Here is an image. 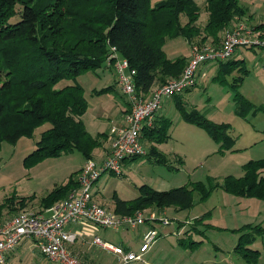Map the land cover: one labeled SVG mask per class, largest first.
Masks as SVG:
<instances>
[{
  "label": "trees",
  "instance_id": "1",
  "mask_svg": "<svg viewBox=\"0 0 264 264\" xmlns=\"http://www.w3.org/2000/svg\"><path fill=\"white\" fill-rule=\"evenodd\" d=\"M204 8L208 16L201 28L197 24L200 9L195 0H154L153 3L152 0H0V62L4 69V75L0 78V148L3 142L16 144L18 139L31 138L37 127L48 123L50 127L40 134L36 148L25 158L28 167L69 151L81 152L86 160L91 159L93 151L103 145L102 140L109 134L100 133L92 137L82 123L87 100L78 81L79 75L103 67L111 54L110 49L114 48L118 57L126 59L129 68L135 71L136 94L146 96L153 88L178 78L187 63L185 56H166L163 47L167 39L182 38L188 43L193 41V37L201 36L202 29L198 44L204 45L202 43L212 37L217 44L213 42L211 45L219 47L222 41L220 34L223 32L224 35L236 20L245 15L239 0H205ZM16 16L18 18L11 22ZM183 16L186 18L184 24L181 22ZM66 18H74L79 28H85L84 34H78L80 38L75 40L73 46L58 37ZM255 29L264 39V24L257 25ZM109 62L113 66L115 61L111 59ZM217 65L213 80L222 85H228L226 78L232 72L240 73L231 78V85L228 86L233 92L232 101L237 115L245 116L253 105L238 91L248 72L243 66L244 61L229 59ZM23 71L24 74L21 73ZM63 81L66 84H59ZM114 87L101 91L107 92ZM93 91L95 94L101 92ZM182 95L172 97L181 118L204 130L219 145L220 153L230 150L235 143L229 135L230 126L213 123L196 109H185ZM127 105L126 112L130 109L128 102ZM259 108L261 110L263 107ZM258 110L255 107L253 115ZM170 127V119L155 116L153 125L144 127L141 135L158 145L167 139ZM109 148H105L101 159ZM149 154L157 157L156 162L168 164L153 145ZM134 158L125 159L124 162ZM241 168L243 174L240 177L226 176L221 185L215 184L208 189L201 182L160 192L148 185H141L137 198L133 200L125 201L116 195L111 197V211L131 215L145 207L157 210L169 207L189 209L193 206V192L196 191L200 199L205 200L213 188L235 197L264 201V158L250 160ZM77 172L70 174L64 184L40 199L42 209L66 198L76 188ZM17 202L23 207L26 199ZM13 205H0V224L11 218L2 222L5 206L15 212ZM204 215L198 217L201 221L198 225L203 224ZM198 225L195 224L192 230L202 236L204 231L197 229ZM245 230L253 233H244ZM239 231L242 234L233 249L234 253L246 264H256L260 252L251 246L256 241L255 233L264 237V228L247 224ZM184 236L179 239L183 249L195 250L203 243Z\"/></svg>",
  "mask_w": 264,
  "mask_h": 264
},
{
  "label": "rangeland",
  "instance_id": "2",
  "mask_svg": "<svg viewBox=\"0 0 264 264\" xmlns=\"http://www.w3.org/2000/svg\"><path fill=\"white\" fill-rule=\"evenodd\" d=\"M153 2L154 0H152ZM195 2L200 9L197 24L202 28L206 22V16H208L204 8L205 0H195ZM239 5L245 9V15L240 20H236L235 25L238 23L248 24L257 32L255 29L257 25L264 24V0H239ZM17 18L18 16L14 17L11 22ZM73 19H65L58 36L71 46L74 45L76 39L82 36L81 34H84L85 29L79 28L78 23ZM185 19V17L181 19L183 24L186 22ZM231 28L233 27L230 26L229 29ZM200 33L201 36L193 37V41L188 42L189 45L182 38L167 39L163 47L166 56L169 58L187 57L186 54L190 53L191 46L199 45L202 29ZM213 42L216 40L210 37L202 43L204 45L199 46H211ZM230 59L243 60V66L248 70L238 88L243 97L253 105L245 116L237 115L235 104L232 101L233 92L228 86L231 85V78L239 76L240 73L232 72L231 76L226 78L228 85H222L213 80L217 71L215 65L217 62L213 60L207 61L204 65L205 68L199 71L196 85L190 91L183 93V103L185 109H196L213 123L228 124L230 126L229 135L235 140L233 147L220 153L219 145L204 130L181 118L179 111L174 107L175 102L168 97L162 101L159 114H157L158 117L162 116L171 121L167 139L157 145L150 143L141 135L140 143L145 149L146 155L136 157L124 164L121 171L122 176L106 172L94 183V186L98 185L99 191L95 200L102 201L105 209L113 208L111 197L114 195L125 201L137 198L138 187L141 185H148L159 192L188 186L195 182L203 183L207 189L215 184L221 185L226 176L240 177L243 174L241 166L248 161L264 158V49L260 46L238 47ZM105 62L103 67L88 70L78 77V81L83 87V95L87 100V109L82 116V123L92 137H97L100 133L107 134L108 125L118 124L123 119L122 108L127 107L124 95L116 84V73L111 62L108 59ZM3 71V65L0 62V78L4 75ZM59 84H66V81ZM110 86L115 87L107 92L101 91ZM93 90L102 93L95 94ZM259 106L263 108L260 110ZM255 107L259 110L253 115ZM49 127L50 125L45 123L33 131L31 138L18 139L16 144L7 142L1 144L0 205L14 203L15 210V212H11L10 208L6 209L7 204L1 218L2 222L19 213H37L41 209L40 199L64 184L70 174L77 172L86 160L81 152L69 151L59 157L48 158L37 165L28 167L25 158L36 148L35 144L40 139V134ZM102 143V146L109 147L110 137L104 138ZM152 145L168 164L163 165L156 162L157 157L149 154ZM101 147L95 149L91 157L99 164L102 163L100 158L103 155ZM23 198L26 199V203L21 207L17 201ZM145 208L137 210L145 216L150 215L152 211L160 217L163 213L161 209L157 210L158 208ZM166 209L167 212L164 215L172 220V225L168 226L172 232L174 225L179 221L189 220L191 223L188 225L193 227L201 222L197 217L207 213L202 222L207 223L208 227L205 229L206 226L202 225V229H204L202 237L193 230H189L184 236L193 241L199 239L204 242L190 256L193 250L183 249L179 245L177 237L169 236L171 240H167L168 245L175 246L174 251L172 252L169 247H166L165 255L163 250H158L154 255V261H150V264H246L233 251L242 234L239 230L247 224L260 225L264 228L263 200L235 197L222 192L219 188H213L205 200H201L196 191L193 192V206L189 209L180 210L172 207ZM43 216H48V214ZM156 227L158 231L159 227L166 226ZM98 231L100 233L97 236L101 239L104 240L103 233H107L112 241H117L118 233H115L114 230L107 229L105 231V229L98 228ZM243 232L253 233L251 230ZM164 236L162 235L159 239L161 243L165 242ZM254 236L256 241L251 248L260 252L256 264H264V237L256 233ZM139 244L137 241L131 242V247L137 251ZM73 254L76 256L75 253ZM36 257L31 262L29 259H23L17 264H54L40 253L36 254Z\"/></svg>",
  "mask_w": 264,
  "mask_h": 264
},
{
  "label": "built area",
  "instance_id": "3",
  "mask_svg": "<svg viewBox=\"0 0 264 264\" xmlns=\"http://www.w3.org/2000/svg\"><path fill=\"white\" fill-rule=\"evenodd\" d=\"M244 24L238 23L225 31L219 47L191 46L190 56L181 73L176 79L168 80L161 86L153 88L148 96H138L135 91V71L129 68L126 59L118 57L114 48L110 49L108 61L114 59L112 68L116 73V83L129 104L120 127L113 126L109 131L110 148L101 164L96 160H84L76 174V188L66 198L58 201L46 217L34 213H19L0 224V264L13 252L22 239L31 240L37 251L54 264H85L69 249L78 233L69 229L72 224L89 225L93 228H104L118 231L123 228L135 229L146 223L168 225L171 220L158 216L154 211L145 216L136 211L131 215H119L101 207L93 201L94 183L106 172L122 176L125 159H133L146 154L140 143L141 131L151 127L154 118L161 108L164 99L184 93L196 85V77L201 65L209 60L225 62L238 47L260 46L264 49V39ZM155 225V224H154ZM157 238L153 227L142 235L137 251L124 250L119 245L93 236L91 244L98 249L112 252L122 264L139 261L147 253Z\"/></svg>",
  "mask_w": 264,
  "mask_h": 264
},
{
  "label": "crops",
  "instance_id": "4",
  "mask_svg": "<svg viewBox=\"0 0 264 264\" xmlns=\"http://www.w3.org/2000/svg\"><path fill=\"white\" fill-rule=\"evenodd\" d=\"M220 37L222 39L223 32L220 34ZM186 55L188 57V56H190V53L188 52V54H186ZM230 58H228L227 60H229ZM211 64L214 65L215 63H211ZM217 64H218V62L215 64L216 67L218 66ZM204 65H205V63L203 65H201V68H200L199 71H201V70H203L205 68ZM190 90H188V91H190ZM188 91H185V92H188ZM181 94H183V93H181ZM148 95H149V93L146 96H148ZM183 95H182V98H183ZM124 99L126 100V104H127V99H126L125 96H124ZM122 109H123V117H124V114L126 112L127 107L126 108H122ZM158 112H157V114H159ZM157 114H156V116H157ZM122 122H123V119H121L118 124H113V125L109 124L108 127H107V133L109 134V131H110L111 127H113V126L120 127ZM105 148H107V147H104V146L101 147V150H102L101 154H103V155L106 152ZM128 161L129 160H126L123 163V165L126 164ZM81 166L79 167V169L81 168ZM93 187H94V192L92 193L93 201L96 202L99 205H103L102 201L95 200V199H97L96 198L97 194H99L98 185L93 186ZM33 196H35V195H33ZM56 203H54L51 207H49L47 209H42V207L39 205L41 209H39V211L37 213L34 212V214H36L38 216H41V217H46V216H43V215L44 214H48L49 215L50 212L52 211L53 206ZM165 209L161 210L163 212L162 216H165L164 213L167 212V209L166 210ZM171 221L169 222L168 225L158 224V222H157V224H155L156 223L155 222L153 224L150 223L151 226H149V222H148L145 225H141V226H139V227H137L135 229L123 228V229H120L118 231H114L115 233H118L117 234V241H112L111 238L107 236V233H103L104 237H105L104 241L110 242V243H112L114 245H119V246H121V247H123V248H125L127 250L135 251L131 247V242L137 241V243L139 244L140 241H141L142 234L148 228L154 227V230L157 233V238L154 241V243L151 246H149L150 247L149 250L147 251V253L142 255V257H141V259H139V261H135V262L129 263V264H150L151 263L150 261H154V255L157 253L158 250H163L165 252V255H166V249H165L166 247H169V249L172 252L174 251V247L175 246L172 247V246L168 245V241L167 240L168 239L171 240V238L169 236H174V237H177V239H180L186 232H188L189 230H192V228H193L190 225H188L189 223H191V222H189V220H187L186 222H180L179 221L178 223H176L174 225L173 232H172V230H170V228H169L170 225H172ZM185 224H187V225H185ZM199 224H201V223H199ZM203 224L207 225V223H205V222ZM202 225L199 226V230L200 231L201 230L204 231V229H202V227H203ZM156 226H166V227H159L160 230L157 231L156 230V228H157ZM166 228H169V229L165 230ZM69 229L71 231H73V232L78 233L77 239L72 244H70L69 248L71 249L72 253H75L77 256H79L80 259L85 264H122V260H120L112 252L98 249L97 247H95V246H93L91 244V240H92L93 236H97V234L100 233V231H98V228H93V227H91L89 225H84V224L83 225H79V226H76V225L72 224V226H70ZM101 229H104V228H101ZM205 229H207V226H206ZM105 231H107V229H105ZM162 235L163 236L165 235L164 236L165 237L164 238L165 242L161 243V241H159V239L161 238ZM200 237H202V236H200ZM195 241H197V240H195ZM198 241H200V240L198 239ZM201 241H203V240H201ZM200 247H198L196 250H198ZM194 252H195V250H193V252L190 253V256L193 255ZM36 254H39V252L34 247V245L31 242V240H27V239L23 240L22 239V241L19 243L17 248L13 252H10V254L7 256L5 264H17V263H20L21 261H23V259H29L30 262H31V261H33V260H35L37 258Z\"/></svg>",
  "mask_w": 264,
  "mask_h": 264
}]
</instances>
